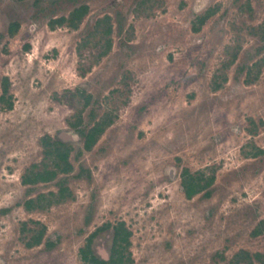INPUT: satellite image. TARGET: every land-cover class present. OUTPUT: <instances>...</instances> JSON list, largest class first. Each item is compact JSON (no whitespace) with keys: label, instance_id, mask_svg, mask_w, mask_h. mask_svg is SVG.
<instances>
[{"label":"rangeland","instance_id":"1","mask_svg":"<svg viewBox=\"0 0 264 264\" xmlns=\"http://www.w3.org/2000/svg\"><path fill=\"white\" fill-rule=\"evenodd\" d=\"M81 4L75 27L48 26ZM5 77L0 264H85L78 250L97 230L92 251L107 261L120 223L131 264L264 252V0H0V96ZM103 118L84 149L82 132ZM68 165L50 182L21 183ZM186 168L214 182L188 199ZM60 187L69 191L45 209L23 208ZM41 229L43 242L26 247Z\"/></svg>","mask_w":264,"mask_h":264},{"label":"trees","instance_id":"2","mask_svg":"<svg viewBox=\"0 0 264 264\" xmlns=\"http://www.w3.org/2000/svg\"><path fill=\"white\" fill-rule=\"evenodd\" d=\"M24 1V0H17ZM88 13V5L81 4L79 6L74 7L68 14V16H59L51 19L48 22V26L51 29H55L56 27L63 26L65 23H69L71 27H75L77 22L81 21L83 17ZM212 14L211 11H206L203 15H200L196 18L195 21L192 22L191 30L193 32L200 31L202 25L205 23L207 18ZM108 18V17H107ZM19 28V24L16 22L9 24V34L13 36ZM110 32V27L106 29V33ZM110 49V42L107 43V47L104 51L99 54V57L104 56L108 50ZM8 79L5 77L3 80L2 86V94L0 96V100L4 99V96L8 92ZM110 121H106V119L98 120L94 123V125L89 128L86 132H82L84 138V149L90 150L99 139L100 135L105 130V127L109 124ZM63 149L58 150L59 158L63 160L68 159V154L70 152V148L66 147L65 144L61 143ZM258 151H261L258 149ZM257 151V152H258ZM257 153H252L251 156H256ZM63 167L60 171L56 169H44L42 171L30 172L24 174L21 177V183L23 185H34L37 183H47L56 178L58 173L65 172L67 168ZM181 181L180 185L182 191L186 198L190 199L198 193L208 189L212 183L214 182V175L206 176L203 171L191 172L189 169H184L180 175ZM69 190L65 187H60L57 192L50 191L49 193H41L36 197L28 198L22 204L23 208L26 211L33 210H42L48 207L53 201L54 198L64 197L65 192ZM263 222H261V229L254 230L252 234L257 236L263 231ZM113 228V242L112 249L110 252L109 259L107 261L99 259L91 247L92 236L96 234V232L91 233L87 239L86 243L83 247L78 250V256L80 260L85 264H131L133 259L130 255H126L125 252L129 245V236L130 232L124 227L123 223L117 224L112 227ZM45 231L43 229L34 231L27 242H25L26 247L31 248L33 246L40 245L43 242ZM53 244L47 242V246H52ZM232 264H254L258 262L259 264H264V252H254L251 253L248 250L240 249L237 251L231 260Z\"/></svg>","mask_w":264,"mask_h":264},{"label":"crops","instance_id":"3","mask_svg":"<svg viewBox=\"0 0 264 264\" xmlns=\"http://www.w3.org/2000/svg\"><path fill=\"white\" fill-rule=\"evenodd\" d=\"M67 17V16H66Z\"/></svg>","mask_w":264,"mask_h":264}]
</instances>
